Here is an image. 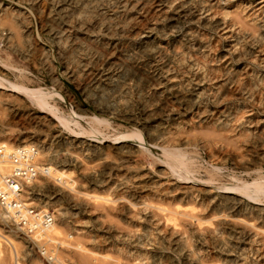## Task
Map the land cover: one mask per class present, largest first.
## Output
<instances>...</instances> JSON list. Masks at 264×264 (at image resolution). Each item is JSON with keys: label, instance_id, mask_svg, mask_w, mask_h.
<instances>
[{"label": "rangeland", "instance_id": "374dc122", "mask_svg": "<svg viewBox=\"0 0 264 264\" xmlns=\"http://www.w3.org/2000/svg\"><path fill=\"white\" fill-rule=\"evenodd\" d=\"M260 1L0 0V144L58 170L0 264H264Z\"/></svg>", "mask_w": 264, "mask_h": 264}, {"label": "built area", "instance_id": "2783aa9c", "mask_svg": "<svg viewBox=\"0 0 264 264\" xmlns=\"http://www.w3.org/2000/svg\"><path fill=\"white\" fill-rule=\"evenodd\" d=\"M39 152L36 144H0V215L27 236L53 223L52 212H42L29 192L31 181L41 173Z\"/></svg>", "mask_w": 264, "mask_h": 264}, {"label": "bare ground", "instance_id": "6f19581e", "mask_svg": "<svg viewBox=\"0 0 264 264\" xmlns=\"http://www.w3.org/2000/svg\"><path fill=\"white\" fill-rule=\"evenodd\" d=\"M260 3H264V0H262V1H260ZM208 10V9H207ZM208 12V11H207ZM209 13V12H208ZM228 10L227 9H225L223 12H222V15H225V16H227L228 15ZM211 15V14H210ZM206 16H208V14L206 15ZM205 18V17H204ZM224 20V19H223ZM222 20V21H223ZM225 22V21H224ZM218 23V22H217ZM223 25H225V24H223ZM226 26V25H225ZM228 28H229V26H227ZM232 28V27H231ZM227 31V30H226ZM230 31V30H229ZM228 31V32H229ZM244 77V76H243ZM5 80V83L7 84V86H8V88L10 89L9 91H11V90H15V91H18V92H31V93H35V92H33V91H31V90H27V89H25V88H23V87H20V86H17V85H15V84H12L11 82H8L6 79H4ZM4 83V82H3ZM5 84V85H6ZM3 86H2V84H1V82H0V88H2ZM5 87V86H4ZM3 89V88H2ZM52 94H49V93H42L40 96H38V99H44L46 96H51ZM49 108V110H51L52 112H55V108H51L50 107V105H47ZM109 125V124H108ZM25 143V142H24ZM2 144V143H1ZM3 145H5V144H3ZM7 146V145H6ZM8 147V146H7ZM39 147V146H38ZM39 150H40V148H39ZM174 152V151H173ZM41 155V150H40V152H39V156ZM39 159V158H38ZM38 162V161H37ZM189 162V161H188ZM40 166V165H39ZM40 172H46V173H49V174H51V173H56V172H58V170H56V168H53V167H51V166H48V167H46V166H40ZM60 173V172H59ZM39 174V173H38ZM57 174V173H56ZM65 176L66 174L65 173H61V176ZM38 177V176H37ZM37 177L35 178V180H33V181H31V183H34V181H36V179H37ZM62 178V177H61ZM60 178V179H61ZM62 180V179H61ZM66 184H68L69 182H65ZM120 199V198H119ZM258 201V200H257ZM159 207V206H158ZM38 208H40V209H42L43 211L42 212H46L48 209H44V208H41V207H38ZM165 208V207H164ZM50 211V210H49ZM3 214V213H2ZM52 214V213H51ZM5 216V215H4ZM4 216H2V215H0V217H2L4 220H7V221H9L7 218H6V216L4 217ZM52 216H53V214H52ZM10 222V221H9ZM54 224H55V221H54V216H53V223L52 224H50L49 226H47V227H45L44 229H42V230H38L37 232H35V233H33V235L34 236H38V237H41V236H44L46 233L48 234V232L52 229V228H54ZM17 228V227H16ZM18 230H19V228H17ZM52 258H54V257H52ZM18 264H20L19 262H18Z\"/></svg>", "mask_w": 264, "mask_h": 264}]
</instances>
